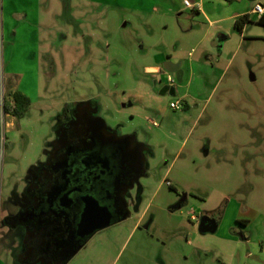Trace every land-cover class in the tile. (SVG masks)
Wrapping results in <instances>:
<instances>
[{"label": "rangeland", "instance_id": "obj_1", "mask_svg": "<svg viewBox=\"0 0 264 264\" xmlns=\"http://www.w3.org/2000/svg\"><path fill=\"white\" fill-rule=\"evenodd\" d=\"M10 8L26 17L13 20ZM250 17L241 33L233 27L202 46L205 22L184 0H0L1 103L11 72L31 78L21 85L26 115L0 117L1 200L66 104L94 99L149 145L150 174L132 216L95 234L69 264H264V25ZM168 58L182 63L174 96L160 95L164 83L147 69ZM176 101L182 109L170 107ZM209 215L217 230L200 234ZM6 231L0 224V264H18Z\"/></svg>", "mask_w": 264, "mask_h": 264}, {"label": "flooded vegetation", "instance_id": "obj_2", "mask_svg": "<svg viewBox=\"0 0 264 264\" xmlns=\"http://www.w3.org/2000/svg\"><path fill=\"white\" fill-rule=\"evenodd\" d=\"M164 64L178 69L177 63L168 58L157 71L158 82L170 86ZM51 133L41 155L0 198L6 250L18 264H69L106 218L111 226L132 216L150 174L149 145L108 120L94 99L66 104Z\"/></svg>", "mask_w": 264, "mask_h": 264}, {"label": "crops", "instance_id": "obj_3", "mask_svg": "<svg viewBox=\"0 0 264 264\" xmlns=\"http://www.w3.org/2000/svg\"><path fill=\"white\" fill-rule=\"evenodd\" d=\"M184 1H186V0H184ZM189 2L193 4V8H187L184 5V9L185 10H187V9L192 10V12H195V16L203 18V20L205 22L204 25L206 26L205 33L197 42L198 45L204 46V42L214 40L217 36L222 37L223 39L227 38L230 35V28L234 27L235 20L244 14H248L249 18L251 19L250 16L252 14L251 9H252L253 3L251 1H248V0L245 2H243V0H235L233 3H227L224 0H190ZM261 2H264V1H261ZM234 3L235 4L239 3L240 7L238 6L234 10L227 9L225 7L226 5L231 7L232 4H234ZM9 5L11 6L10 1H9ZM207 5L213 6L214 8L210 9V8L206 7ZM220 6L222 8L219 12H217V8ZM11 8H13V7L11 6ZM11 8L9 10V17L10 18L13 19L14 17H17L18 19H20V21H22V19H24L26 17V13L23 10L19 11V12L17 11L18 13H15L14 10H12ZM257 20H258V18H257ZM15 32H13L12 36H14ZM26 43H27V45H29L31 42L26 41ZM181 66H182V63H181ZM147 69L151 73L157 74V71L160 69V66L149 67ZM9 76H11V77H8L7 79L10 81V84H11L10 86H12L13 89H17V90L21 91L24 95L29 97L27 95V93L23 90L21 85H22V81H24L25 77H27L29 79H31V78L28 77L26 74H24V71L23 72L22 71L21 72H11L9 74ZM11 78H15L16 81L11 79ZM141 218L142 217L140 216L138 222L140 221ZM218 221H217V225L219 223ZM237 221L239 222V221H243V220H237ZM138 222H136V224L134 225V228H136ZM232 237H233L234 241L239 242L238 240L240 237L238 235L237 236L232 235ZM242 239L243 238H241V240ZM159 264H163V263H159Z\"/></svg>", "mask_w": 264, "mask_h": 264}, {"label": "trees", "instance_id": "obj_4", "mask_svg": "<svg viewBox=\"0 0 264 264\" xmlns=\"http://www.w3.org/2000/svg\"><path fill=\"white\" fill-rule=\"evenodd\" d=\"M227 3H233L235 0H224ZM251 22L248 14H244L238 17L234 22V28L241 33L243 28ZM257 23L260 25H264V15H262ZM9 93L7 95V99L3 104V108L5 112H8L13 118L20 119L23 118L26 113L29 111L31 106V101L29 97L24 95L21 91L17 89H13L12 86H9ZM1 107V102H0ZM185 109V106H184ZM173 185L169 184V188H172ZM240 223H247V221H239Z\"/></svg>", "mask_w": 264, "mask_h": 264}, {"label": "water", "instance_id": "obj_5", "mask_svg": "<svg viewBox=\"0 0 264 264\" xmlns=\"http://www.w3.org/2000/svg\"><path fill=\"white\" fill-rule=\"evenodd\" d=\"M251 2H254L256 0H248ZM171 64V63H170ZM180 65L181 63H177L175 66L178 69H172L169 68L167 65L164 64L163 68L168 72V73H175L176 75V79L178 83H181L182 81V76H183V72L180 69ZM166 93H168L171 96L175 95V88L174 87H170V86H163L159 92L160 95H165ZM125 217L122 219L124 220ZM109 217L105 219L104 223L101 224L97 229L101 230L104 228H107L110 226V222H109ZM145 228H147V226H145ZM217 230V222L214 218H209L208 216H204L200 219L199 225H198V231L200 234H206V233H214Z\"/></svg>", "mask_w": 264, "mask_h": 264}, {"label": "built area", "instance_id": "obj_6", "mask_svg": "<svg viewBox=\"0 0 264 264\" xmlns=\"http://www.w3.org/2000/svg\"><path fill=\"white\" fill-rule=\"evenodd\" d=\"M184 5L187 7V8H193V4L190 3L189 1H184ZM251 13L256 15L257 18L259 19L262 15H264V2H261V1H254L253 2V6H252V9H251ZM0 37H1V34H0ZM2 77H3V72H2V66L0 65V83L1 80H2ZM165 82L170 85V86H174L175 85V79L173 77V75L171 73H167L166 74V79H165ZM1 102V100H0ZM3 104L4 103H1V107H0V117L3 118V117H12L8 112H5L4 108H3ZM170 107L173 108V109H182V106L180 104V101H176V102H171L170 103ZM1 134V133H0ZM2 143V134L0 135V144ZM192 220H196V217L191 215L190 217Z\"/></svg>", "mask_w": 264, "mask_h": 264}]
</instances>
